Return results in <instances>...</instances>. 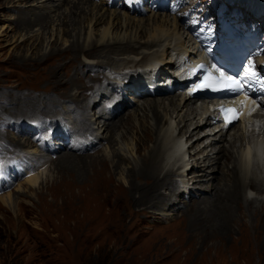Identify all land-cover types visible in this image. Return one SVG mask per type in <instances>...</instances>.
I'll return each instance as SVG.
<instances>
[{"label":"rangeland","instance_id":"obj_1","mask_svg":"<svg viewBox=\"0 0 264 264\" xmlns=\"http://www.w3.org/2000/svg\"><path fill=\"white\" fill-rule=\"evenodd\" d=\"M188 1L198 2V4L203 5L202 10L208 11L210 17H214L210 13L213 6H227L226 0ZM87 2L88 5L85 6L88 7L86 12L77 14L79 24L74 30L72 26L66 27V25H63V21L66 22L69 19L66 17L70 14L72 4L67 5L62 0H0V162L4 163L7 161L10 163L11 160L13 164L18 159L20 161L26 160L27 165L33 163L35 168L37 166L38 172H44L43 180H46L45 187L36 188L35 190L30 189L28 184H26V180L28 175L35 171V168L34 166H29L26 172L15 174L17 180L12 185L11 183L5 185L8 189L0 190V264H177L180 256L190 249L187 245V236L181 230L182 228H188L189 216H187L186 207L190 206L189 204L194 200L209 198V195L203 194L200 197H194L193 194L186 198L183 190H186L187 186L194 191L198 190V188L192 184H178L181 178L175 176V178L178 177L176 180L177 186H175L173 191V198L175 197L176 199L174 198V202L170 205H168L169 201L163 203L162 195L158 192L151 194L155 197L157 203L154 208L148 209L150 210L149 213L142 212L140 208H144L143 205L134 206L135 213H132L128 209L127 202L116 203L115 200L122 194L115 184L120 183L122 186L128 187V167L139 165L141 159L148 156L149 150L153 147L152 143H148V146L143 149L144 151L136 152L134 150L136 145H138L137 142L141 136L140 132L143 126L141 119H143L144 111L142 109L145 108L141 106L140 101L143 102V100L140 99L153 97L136 96L131 90H128L132 87L130 84L127 87L121 85L116 88L117 90L109 87L107 89L108 92L102 90L107 87L104 85L111 84L116 80L119 84H126L121 81V79H125L124 77L121 79L112 78L109 83L103 82L104 85H100L96 91L97 93L95 94V91H92V95L90 94V97L87 98L88 100L85 101L86 103H100L103 107L101 113H104V118H99L97 121L96 119L100 114L94 111L87 114L92 127L91 133L88 134L87 131L78 129L81 127L77 125L79 123V126L82 125L81 122L77 121L78 118L76 116H78L77 110L79 108H77L76 103L68 99L59 103L63 98L58 88L60 86L58 83L62 80L64 86L61 87L69 88V92H72V97H74L80 91V88L77 87L80 86L81 89H86V83L88 82L90 83L88 85L89 88H92L93 82L96 80V78L88 79L86 77V74L90 73L89 71L86 74L81 72L84 67L104 64V69L102 68L103 70L99 71V76L103 74H114L115 76L117 70L113 68L115 64L113 56L122 58L128 57V55L135 57L136 55H132V51L130 53L129 51H123L114 53L112 54L113 56L109 57L103 51L98 57L92 58L81 55L83 54L82 47L89 49L93 44L103 49L102 47L112 46L120 35L121 38L124 36L127 40L134 34L132 42L137 45L143 43L146 46V41L149 38L147 34L145 35L144 31H142L143 35L139 31L136 32L134 27L133 29L130 26L128 28L127 24L120 25V20L124 23L129 18L135 26L137 24L141 25V27L149 28L155 18L156 21L163 18L171 19V15L163 14V12L158 15L157 12L152 14L153 12L147 10L141 17V15H133V10H128L127 12L121 8L109 7L105 0H87ZM263 5L262 3L259 4L261 7H257L256 12L264 13ZM254 7V5L250 4V14L255 10ZM236 10L247 15L245 2H241V5ZM39 15L48 17L46 27L34 26L32 29L28 28L29 25L27 24H29L30 20L32 18L37 19ZM253 15L255 14L253 13ZM252 18L254 19L252 22H257L254 23L256 26L263 27L264 19ZM25 22L28 23L25 24ZM238 24L240 25L241 22ZM68 29L71 32L67 34L65 30ZM104 30H108V36L102 41L101 36ZM75 40H79L81 49L76 53L75 48H70V45ZM123 43L125 44L126 42L124 41ZM128 49L130 50L131 48ZM55 51H58L54 57L56 63L53 61L52 64H59L61 68L63 66V69L59 71L61 74L59 79L49 78L47 64L36 60L39 55L49 58V55ZM70 56L72 58L68 59ZM109 59H111V63L108 64L107 60ZM152 62L153 59L147 56L139 67L143 72L142 76H144L141 82L150 79L151 74H148L146 70ZM129 66L131 65L129 64ZM133 68L131 67L130 73L132 74L135 71L136 75L139 76V72H137L139 69L133 70ZM98 69L100 70L99 66L96 67V70ZM129 79L128 77L126 80L129 81ZM101 83V80H98V83L95 82L96 88ZM109 92L113 96L118 97V99L114 98L115 100L111 98L114 102H120L119 97H123V107L117 110L108 97L100 100V95H105ZM48 100L53 106L47 107L46 101ZM198 100L201 101V99H194L195 102ZM53 103L61 105L54 106ZM112 105L115 109H110ZM116 110H121L117 116L121 114L124 120L128 121L126 124L124 123V126L127 127L126 132H128L126 137H123L124 127L115 128L112 132L109 131L108 136L113 140L109 142L110 139L107 140L108 137L107 139H102L103 136L107 135L104 130L105 127L102 128V126L105 118L112 119ZM110 114L111 116L108 117ZM54 118L57 121L60 119L59 122H53ZM129 118L131 121H129ZM148 120V126L158 128L150 117ZM33 123L37 124L38 130L33 126ZM238 125L236 123L230 128ZM167 127L165 126L163 131ZM206 127L204 126L203 128ZM46 128L50 130L49 134L54 139L47 135ZM66 128L69 130L78 129L77 131H80L78 132L80 135L87 133L90 136L81 138L79 134H76L77 131L70 133L68 130L67 136L69 138L65 140L66 144L63 145L61 140H56V137L59 134L62 139L65 136ZM54 129L57 130L58 134L55 133ZM158 129L160 131L161 126ZM39 131L43 132L44 136L46 134V137L49 138V146L45 142L46 140L42 141L44 136L40 138L42 133ZM111 135H113V138H111ZM91 139H94V143H92ZM99 139L101 140L100 144L95 145L93 148H88V145L97 144ZM186 139L190 140V137H184V141ZM70 140L71 143L69 144ZM78 141H81V143L79 144ZM192 142H189L186 148ZM244 144L245 146L249 145L248 142L247 144L244 142ZM59 147L63 149L67 147V152L63 151L61 155L64 153L65 155L76 154L82 156L105 154L113 162L116 161L113 157L115 151L123 155L127 160L122 164L121 169L112 174L113 178L107 177L108 185L112 186L110 189L111 194L110 190L103 189L104 196L101 197L100 201L95 202L91 198L93 192L90 194V191L92 190V185L95 186L96 180L92 184L88 181H92L93 177H95L92 172L99 166V164L94 166V161H96L94 158L84 160L80 168L77 165L80 163L79 160H76L70 167L66 165V169L60 174L67 186L63 184L62 186L57 185V182L60 181V175L57 173L60 169V164L59 161H56V164L52 165V162L59 157ZM190 151L194 150L190 148ZM189 156L190 153H187L185 160H188ZM24 161L20 162V168ZM192 161V159H189V163ZM254 163L256 162H253L252 165ZM111 165L113 164L111 163ZM83 180L85 181L84 185L79 186L83 183ZM198 185L201 186L202 183ZM250 185L252 186V183L248 179L244 192L249 198L254 196L264 197V192L258 194L256 190L251 191ZM159 191L163 194L170 193V190L165 188H160ZM249 191L253 193L251 194ZM60 192H62L61 195ZM2 197H5L4 200ZM6 198L12 202L9 203L5 200ZM102 199H105V202L101 203ZM148 202L155 203L152 199H149ZM125 209L128 211V216L126 215V220H123V211ZM183 214L185 215L183 216ZM92 219L97 222L92 224ZM239 235L237 233L236 237ZM178 238L182 240L178 241ZM185 242L186 246L182 250L181 248H175L178 244L180 246L181 243L184 244ZM236 244L240 245L239 242L236 243L232 239H228L225 245L230 248L229 253H233V246ZM196 247H198V244H196ZM197 251L195 253L196 264H222V259L215 257L213 254L202 262L203 257L201 256L203 255L199 250ZM168 254L171 256H168ZM212 257H214V260L211 259ZM223 260L227 264V260ZM244 261L247 264H255L250 258H246Z\"/></svg>","mask_w":264,"mask_h":264},{"label":"bare ground","instance_id":"obj_2","mask_svg":"<svg viewBox=\"0 0 264 264\" xmlns=\"http://www.w3.org/2000/svg\"><path fill=\"white\" fill-rule=\"evenodd\" d=\"M62 2L67 5H73L70 7V14L66 17L69 19L66 22L63 21V25H66V27L72 26V28L76 30V26L79 24L77 14H83L86 12V8L88 7L85 6L88 5V2L87 0H62ZM226 2L227 6L233 9H237L241 5V2H245L247 12H249L250 4L254 5L255 10L251 14L254 13L257 15V19H264V13L261 14L256 12V8L261 7L259 4H264V0H226ZM166 9L170 12L172 11L170 5H168ZM154 13L156 14V12H153L152 14ZM161 13L157 12V15ZM163 14L168 13L163 12ZM168 15L170 16V14ZM172 18L173 20H171ZM32 19L30 20L29 24H27L29 25L28 28L32 29L34 26H39L41 28L46 27V21L48 19L46 15H39L37 19ZM171 19L163 18L162 20L156 21L155 18V21H153L151 26L149 25V28L141 27V25L137 24L135 26L131 20H129V18L128 20L126 19L124 23H122V20H120V25L127 24L128 28L129 26L132 29L134 27L136 32L139 31L141 34L143 33L142 31H144L145 35L147 34V37H149L146 41V46L143 45V43L141 45L133 43L132 41L134 39V34L132 37L127 38V40L124 36L121 38L120 35L118 36V40L112 46L102 47L103 49L93 44L91 47H89V49L82 47L83 54L81 55L92 58L98 57V55L103 53V51H105L109 57H111V55L114 53L123 51H129V53L132 51V55H136L135 57L128 55V57L122 58H116L112 55L115 60L113 68L117 70H115L117 72L115 73V76L114 74H103L99 76V71L104 69V64H95L92 67H84V64V68L81 70V72L86 74V72L89 71L90 73L88 75L86 74V77L88 79L96 78V80L93 82L92 88H89L88 85L90 83L87 82L86 89H81L80 86L77 87L80 88V91L79 93L77 92L74 97H72V92H69V88L61 87L64 86V83L61 80L58 83L60 85L58 88L60 89V95L63 100H60L59 103L66 99L70 100L71 102H75L77 108H79V110H77L78 116H76L78 118L77 121L81 122L82 125L79 126V123L77 126L81 128L78 129L87 131V133L90 134L92 127L88 120L87 114L91 111L100 114L96 119L97 121L99 118H104V113H101L103 107L100 105V103H86L85 101L88 100L87 98L90 97L92 91H95V94L97 93L96 91L100 85H104L103 82L109 83L112 81V78L121 79L124 77L125 79H121V81L126 84H119V82L116 80L111 84L104 85L107 87L103 88L102 90L107 91L109 87L117 90L116 88L120 87L121 85L127 87V85L130 84L132 87H130L128 90H131L133 93L134 91H140L139 97H153L149 99H140L143 100V102L140 101V103L145 109H142L144 112L143 119H141L143 122L140 132L141 136L137 142L138 145H136L134 150H136V152L142 151L146 148V146H148V143H152L153 147L151 150H149L148 156H145L143 159H141V163L139 165L136 164L128 167V187H124L120 183L117 185L115 184V186H117L116 188L122 192L118 199H115L116 203L127 202L128 209H130L132 213H135V210L133 209L134 206L137 207L138 205H143L144 208H140L142 212L149 213L150 210L148 209L154 208L157 203L155 197L151 194L158 192L160 195H162L163 203L169 201L168 205H170L172 202H174L175 197L173 198V191L175 190V186H177L176 180L178 177H180L181 179L179 180L178 184H192L198 188L196 191L190 189L189 186H187L186 190L182 189L186 198L193 194L194 197H200L203 194H208L209 198L206 197L207 199H201L197 201L194 200L191 202V204H189L190 206L186 207L187 216H189V221L187 222L188 228H182L181 230L187 236V245L190 247V249L185 251V253L182 252L183 254L180 256L177 264H196L195 253L198 252L197 250H199L203 255L201 256L203 257L202 262L205 258L210 257V255L213 254L215 257L222 259V264H225L223 259L227 260V264H247L246 261H244L246 258H250V260L255 264H264V197L254 196L249 198L246 195V192H244V187L248 179L252 183V186L250 185L251 191L256 190L258 194H262V192H264V159L261 157L264 156V118H262L261 115L256 116L260 121V126L257 132H249V130L245 128V122L247 120H243L244 118H241L240 121L237 122L239 124L237 127L230 128L229 126L224 128L220 122L215 120V109H213L212 106L207 105V99H201V101L198 100L195 102L194 99L183 98L181 94L176 91H163L164 87H161L157 80L162 79L161 77L164 75L166 67L171 61L167 59L168 56L180 53L182 50L187 49L188 45H193V37H191L189 32H184L182 30L183 26L181 25L179 19L174 16H171ZM26 23L28 22H25V24ZM193 27L195 26H188V31L193 32ZM208 28L209 27H206V29ZM69 32H71L69 29L65 30V33L68 34ZM106 36H108V30H104L101 40L104 41ZM205 36L206 34L202 32L200 38L204 39ZM261 36L258 37V41L260 40ZM217 37L218 33H216L215 38ZM124 41L126 42L125 44L123 43ZM255 45L258 46L257 43H255ZM70 48H75V53L80 51L81 49L79 40L73 41L70 45ZM128 48L131 49L129 50ZM56 52L58 51L52 52L49 55V58L41 57V55H39V57L36 59L37 61L42 63L45 62L47 64L48 76L51 79H59L61 76L59 71L63 69V66L61 68L59 64H52V62L55 60L54 57ZM124 55L126 54L124 53ZM147 56H150V59H153L152 64L146 70L148 74H151V76L150 79L141 82L144 79V76H142L143 72L139 69V67ZM70 58H72V56L68 57V59ZM110 60L111 59L107 60L108 64L111 63ZM54 63L56 62L54 61ZM129 64L131 66H129ZM97 66H99L100 70H96ZM253 66L256 67L254 61ZM131 67H134L133 70L139 69V71H137L139 72V76L136 75L135 71L132 74L130 73ZM128 77L130 78L129 81L126 80ZM98 80H101L102 83L96 88L95 82L98 83ZM116 83L117 85H115ZM150 87L154 88V93H150L148 91V88ZM141 88H143V92L141 91ZM106 97L111 100V103L117 108V110L123 107V97H119L121 103L114 102V98L118 99V97L113 96V94H110L109 92L105 95H100V100L102 98L103 100L107 99ZM46 103L47 107L53 106L50 100L46 101ZM53 104L54 106L61 105L56 103ZM113 105L111 108H109L115 109ZM117 110L115 111L112 119L105 118L102 128L105 127L104 130L107 132V135H105V137L103 136L102 139H107L108 137L107 140H109V131L112 132L115 128L122 127L125 129L123 137H126L128 131L126 132L127 127L124 126V123L126 124L128 121L124 120L123 115L121 114L120 116H117L118 112L120 113L121 111ZM110 116L111 114L108 115V117ZM149 117L156 123L158 128L161 126L160 131L158 128H154V126L151 127L147 125ZM130 118L129 121H131ZM59 120L60 119L57 121L56 118H54L53 122L57 123ZM165 126L168 127L165 131H163ZM204 126L207 127L203 128ZM68 130L69 129L67 128L65 129V136L62 139L59 137V134L58 137H56V140H61L63 145L66 144L65 140L69 138L67 136ZM77 130L72 129L69 130V132L71 133ZM39 132L42 133V136L40 137L42 138L44 133L41 131ZM78 132L80 131H77L76 134H79ZM87 133H82L83 135H79L81 138H88L90 135ZM186 136H188V138L190 137V140L186 139V141H184V137ZM111 138H113V135H111ZM43 140L45 141L44 137ZM91 140L92 143H94V139ZM100 141L101 140L99 139L97 144L95 143L88 145V148H93L95 145L97 146L100 144ZM112 141L113 140L111 139L109 140V142ZM191 141H193L192 144L186 148L188 143ZM244 142H246V144L248 142L249 145L245 146ZM70 143L71 140L69 144ZM78 143L80 144L81 141H78ZM64 148L66 149L60 147L58 148V151H60L58 152L59 157H56L57 159L52 162V165L56 164V161H59L60 164V169L57 172L60 175V181L57 182V185L62 186L63 184L67 186L65 180H62L63 178H61V174L63 170L66 169V165H68L67 167H70L75 163L76 160H79L80 163L77 164L79 167H76L80 168V165L84 160H87V158H94L96 159V161H94V166L96 164H99V166L97 165V169L92 172L95 177H93L92 181L89 180L88 182H91L92 184L96 180L95 186L92 185V190L90 191V194L93 192L91 198H93L95 202L100 201L101 197L104 196L103 189L110 190L112 188V186H109L107 183V177L113 178L112 174L115 171L121 169L122 164L127 160L123 155L116 151L114 152L113 156L116 159L115 162L106 157L105 154L82 156L76 154L65 155L64 153L61 155L63 151L67 152V147ZM190 148L194 151L191 152ZM187 153H190L189 159L193 160L191 163H189V159L185 160ZM253 162L256 163L252 165ZM111 163L113 165H111ZM36 172H38L37 166L35 171L31 175H28L26 180V184H28L29 188L33 190L36 188L41 189L42 187H45L46 180H43L44 172ZM175 176L178 177L175 178ZM84 183L85 181L83 180V183L79 186L84 185ZM201 183V186L203 187L198 185ZM52 186H54V184H52ZM160 188L170 190V193L163 194L159 191ZM251 191L249 192L252 194L253 192ZM61 194L62 192H60V195ZM137 194H139V196H137ZM4 198L2 197L3 200ZM7 198L5 199L6 201H8ZM105 199H102L101 203L105 202ZM149 199L154 200L155 203L148 202ZM8 202L11 203L12 201ZM123 213L124 216L122 219L124 220L126 218L125 216H128V211L125 209ZM184 215L185 214H183V216ZM96 222L97 221L92 219V224H95ZM93 229L95 228L93 227ZM237 233L240 235L236 237ZM228 239H232L233 242L240 243L239 246L238 244L233 246V253H229L230 248L225 245L227 244ZM180 240L182 239L178 238V241ZM196 244H198V247H196ZM185 246L186 242L184 244L181 243L180 246L178 244L175 248H181L182 250ZM177 254L180 255L178 252ZM168 256L171 255L168 254ZM211 259L214 260V257Z\"/></svg>","mask_w":264,"mask_h":264},{"label":"snow or ice","instance_id":"obj_3","mask_svg":"<svg viewBox=\"0 0 264 264\" xmlns=\"http://www.w3.org/2000/svg\"><path fill=\"white\" fill-rule=\"evenodd\" d=\"M244 74L246 77L249 78L256 76V73L252 65H249L248 70ZM217 85L221 87H235L238 91L240 90V82L238 80L233 79L232 77L226 76L223 72H220L219 77L215 80L209 77L199 87L212 88ZM253 103H255V101H253ZM241 104L244 107H246L248 104V96L246 93L244 94V100L241 101ZM252 110L254 111L255 109ZM220 111L223 113V117L226 125L232 124L234 121L239 120L240 116L242 115V113L235 108H226V109L222 108Z\"/></svg>","mask_w":264,"mask_h":264}]
</instances>
